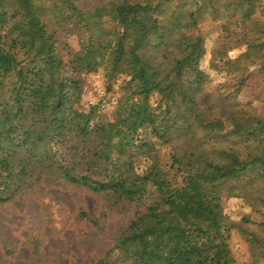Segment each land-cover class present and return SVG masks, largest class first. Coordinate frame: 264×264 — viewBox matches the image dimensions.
I'll use <instances>...</instances> for the list:
<instances>
[{"label": "trees", "instance_id": "trees-1", "mask_svg": "<svg viewBox=\"0 0 264 264\" xmlns=\"http://www.w3.org/2000/svg\"><path fill=\"white\" fill-rule=\"evenodd\" d=\"M261 3L0 0V204L54 182L111 208L135 206L112 248L88 264H237L234 231L259 253L248 219L232 220L222 200L264 207V113L231 95L200 96L208 29L217 34L210 65L232 74L233 97L243 69L255 64L264 77ZM99 71L108 88L125 78L111 121L81 105L84 76ZM145 130L169 147L168 163ZM78 217L95 224L82 209Z\"/></svg>", "mask_w": 264, "mask_h": 264}, {"label": "rangeland", "instance_id": "rangeland-1", "mask_svg": "<svg viewBox=\"0 0 264 264\" xmlns=\"http://www.w3.org/2000/svg\"><path fill=\"white\" fill-rule=\"evenodd\" d=\"M264 6V0L261 3ZM205 54L201 68L208 75L209 82L200 96L206 103L218 96H230L244 105H250L258 113H264V77L253 64L243 69L239 75L246 78L242 91L233 97L236 80L222 66L212 68L211 52L215 37L213 29L205 31ZM72 52L78 49V39L67 40ZM241 50L229 55L234 58ZM64 58L66 59V53ZM125 78L121 76L108 88L104 72L84 76V97L93 85L106 92L104 100L113 103L106 112L100 110V119L111 121L122 94L121 86ZM98 99L97 95H94ZM159 97L153 95L150 103L156 106ZM141 138L156 143L164 163L169 162V147L162 146L145 130ZM142 165L140 164V167ZM225 213L235 221L247 218L245 226L253 231L259 244L256 253L236 231L231 234L229 249L237 264H264V207L256 213L242 198L222 200ZM84 210L95 222L90 223L78 217ZM137 208L125 205L111 208L103 196L91 194L84 189L54 182H42L33 190L24 192L14 202L0 204V264H88L90 260L109 251L116 240L120 228L134 217ZM111 258H114L111 256Z\"/></svg>", "mask_w": 264, "mask_h": 264}, {"label": "built area", "instance_id": "built-area-1", "mask_svg": "<svg viewBox=\"0 0 264 264\" xmlns=\"http://www.w3.org/2000/svg\"><path fill=\"white\" fill-rule=\"evenodd\" d=\"M94 95H97L98 99H96ZM105 97L106 92L101 87L93 85L90 93H88V95L84 97L85 107L88 108L97 106L100 110L106 112L112 108L111 106L114 102L111 104L106 103V101L104 100Z\"/></svg>", "mask_w": 264, "mask_h": 264}]
</instances>
